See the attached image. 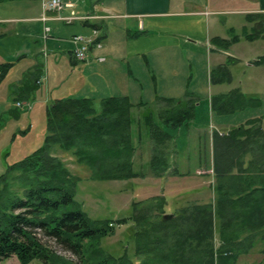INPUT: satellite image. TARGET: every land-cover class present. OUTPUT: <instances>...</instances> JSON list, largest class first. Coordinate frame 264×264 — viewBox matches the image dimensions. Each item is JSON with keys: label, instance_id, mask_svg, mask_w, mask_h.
<instances>
[{"label": "trees", "instance_id": "trees-1", "mask_svg": "<svg viewBox=\"0 0 264 264\" xmlns=\"http://www.w3.org/2000/svg\"><path fill=\"white\" fill-rule=\"evenodd\" d=\"M162 101L164 116L155 117L150 108L140 117L153 140L149 167L160 177L169 167L172 150V145L167 149L173 138L167 128H177L193 117L192 104ZM145 106L126 97L104 99L100 111L92 98L60 99L48 106L44 143L10 167L16 171L12 181L17 189L0 176V262L16 256L20 264L35 258L42 264H234L251 249L264 255V129L255 124L256 119L212 135L216 217L207 202L182 207L173 217L152 222L151 212L137 210L133 202L138 229L132 257L115 256L102 247L101 240L115 232L114 221L92 218L81 209L74 199L78 179L49 150L56 146L71 151L93 179L146 176V169H137L134 163L132 133L134 112ZM155 199L161 217L165 199ZM127 220L119 218L116 223ZM216 229L221 244L215 258ZM43 237L53 238L80 262L57 254ZM225 250L229 254H223Z\"/></svg>", "mask_w": 264, "mask_h": 264}, {"label": "crops", "instance_id": "crops-1", "mask_svg": "<svg viewBox=\"0 0 264 264\" xmlns=\"http://www.w3.org/2000/svg\"><path fill=\"white\" fill-rule=\"evenodd\" d=\"M62 1L64 7L46 10L43 21L41 0H0V119L20 109L17 101H27L29 112L45 114L55 100L69 98H92L97 111L111 97L145 103L141 109H150L144 98L156 99L154 105L162 99L192 104L193 117L167 128L170 133L195 120L196 97L202 94L209 98L211 162L216 132L227 133L249 119L264 129V61L259 60L264 53L247 60L251 78L232 73L241 60V42L264 40V0ZM229 13L244 21L223 22L217 16ZM57 15L79 18L66 22ZM77 34L92 38L85 60L74 56ZM201 43L208 49L205 67L200 78L197 72L189 76L186 62L191 66ZM21 117L8 123L3 117L4 125L17 132Z\"/></svg>", "mask_w": 264, "mask_h": 264}, {"label": "rangeland", "instance_id": "rangeland-1", "mask_svg": "<svg viewBox=\"0 0 264 264\" xmlns=\"http://www.w3.org/2000/svg\"><path fill=\"white\" fill-rule=\"evenodd\" d=\"M221 21H227L234 24L238 21H244L243 16L236 14H217ZM240 17V18H237ZM255 32V31H253ZM239 34H241L238 31ZM182 37L181 40H184ZM189 38V37H187ZM202 42V41H201ZM204 42V41H203ZM189 45V42H183ZM196 57H192L191 66L189 61L186 62L187 72L189 76L197 74L204 69L205 59L208 55L207 46L203 43L194 48ZM183 57L186 52L183 49ZM241 60L232 68V73L238 74L243 79L253 76L246 67L247 60L256 58L257 55L264 53V40L258 38L253 43L249 44L246 40L240 44L238 50ZM229 63V61L227 60ZM158 68V66H156ZM197 72V74H196ZM193 76V77H194ZM202 87L201 82L198 84ZM246 88V87H245ZM206 93V92H205ZM204 93V94H205ZM205 95L198 94L195 104V120L191 122L190 126H183L180 129L170 133L173 135L177 147H173V140L169 139L167 149L169 152V164L167 171L163 176L155 175L149 167V160L152 155L153 140L148 127L144 126L142 115L146 114L149 109L138 108L134 112V126H132V133H134V145L136 146L134 163L137 169H146L147 175L143 177H134L130 179H93L91 178V171L87 166L77 161V158L71 151L63 150L59 147H51L49 154L57 157L63 163L64 167L69 170L71 176L76 177V189L74 199L80 205L81 209L85 211L90 217L95 219H111L114 221L115 232L101 240L102 247L113 253L115 256L126 253L132 257L135 249V230L138 229L136 222L133 219V213L136 211L133 202L138 204V209L146 208L151 212L152 222H158L162 216L159 217L160 209L156 201L161 198L165 199L163 205L164 213H177L181 211L182 207H187L193 204H202L211 202L214 209L217 208L214 203L216 196V176L212 169L211 154V134L209 128L210 114L207 115V108L209 98ZM138 99V98H137ZM27 100L33 103V98ZM153 100V101H152ZM264 100V99H263ZM144 102H149L148 107L156 111L155 117L161 118L164 113L161 111L165 108V103L158 101L154 105L156 99L144 98ZM252 100L247 99V103L251 106ZM26 104H29L25 101ZM182 105H185L184 103ZM253 105V104H252ZM254 106V105H253ZM30 107L24 106L20 109H14L12 114L7 113L3 116L8 123L16 119L19 113L22 117L18 120L21 130L17 132L8 128L7 123L4 125V118L0 119V176L4 175L8 183L13 189H17V185L13 184L12 176L16 173L10 169L16 162L25 158L34 148L42 146L46 133V114L39 111L29 112ZM136 109V108H134ZM209 109V108H208ZM258 110V109H257ZM264 108L262 114L264 115ZM209 111V110H208ZM162 114H159V113ZM138 119H140L138 121ZM17 120V119H16ZM204 121V122H202ZM171 129V128H170ZM214 132V131H213ZM198 138H197V136ZM3 184H0V188ZM12 189V190H13ZM216 210V209H215ZM127 217L128 220L124 224H117L116 220ZM163 219V218H162ZM166 220V219H164ZM43 241L51 247L57 254L62 255L74 262H80L79 258L65 249L61 244L57 243L53 238L43 237ZM221 244L218 231L214 232V257L219 254L218 248ZM230 250L223 251V254H229ZM0 264H20L16 256H11L0 262ZM27 264H42L41 260L35 258ZM234 264H264V255L259 250L251 249L247 254L240 255Z\"/></svg>", "mask_w": 264, "mask_h": 264}, {"label": "built area", "instance_id": "built-area-1", "mask_svg": "<svg viewBox=\"0 0 264 264\" xmlns=\"http://www.w3.org/2000/svg\"><path fill=\"white\" fill-rule=\"evenodd\" d=\"M41 6H42L43 14L41 15L40 18L43 21H45L48 19L46 15H44V12L46 10H55L58 12L64 7V3L62 0H41ZM87 17L88 16H84L81 18H87ZM56 18L62 19L66 22H70L73 19L79 18V17L57 15ZM49 30L50 29L48 25L44 26L45 36L48 35ZM72 40L74 43L77 44V46L74 49L75 58L78 60H85L87 58V52H88L89 45L92 42V38L77 34L72 37ZM16 105L17 107H24V106L30 107V105L26 104L24 101H17Z\"/></svg>", "mask_w": 264, "mask_h": 264}, {"label": "water", "instance_id": "water-1", "mask_svg": "<svg viewBox=\"0 0 264 264\" xmlns=\"http://www.w3.org/2000/svg\"><path fill=\"white\" fill-rule=\"evenodd\" d=\"M171 217H173V214H171V213H166V214H163V215H162V218H163V219H169V218H171Z\"/></svg>", "mask_w": 264, "mask_h": 264}]
</instances>
